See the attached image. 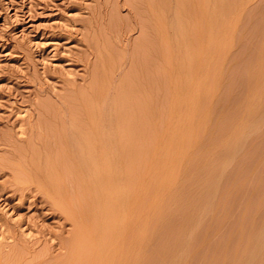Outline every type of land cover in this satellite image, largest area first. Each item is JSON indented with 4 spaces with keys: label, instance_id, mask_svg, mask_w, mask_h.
Masks as SVG:
<instances>
[{
    "label": "rangeland",
    "instance_id": "1",
    "mask_svg": "<svg viewBox=\"0 0 264 264\" xmlns=\"http://www.w3.org/2000/svg\"><path fill=\"white\" fill-rule=\"evenodd\" d=\"M123 1L126 0H107V1L106 0H0V264H75V263L87 264L88 261L87 258H89L87 256V252L84 251V253H81V249L83 247L87 248L84 245L91 240H86L87 243L84 240V245H82L83 243H81L80 245H82V248L78 249L80 246L79 245L80 242H78L79 240H75L77 238H75L74 237L75 235H73L76 230L78 232V229H76V225L74 224L75 221H73L74 219L71 220L72 217L69 215L68 211L67 214L71 218H69L68 215L63 213V211H65L64 208L63 211L57 209V208H61V206L58 203L60 202L59 198L57 197L55 198V196H52L48 192L45 193L46 195H50V196H46L44 193L45 190L41 189L42 187H39L37 181L35 183L34 181L37 179V176L39 174L38 173L39 168H37V166L40 167L41 165V167H44V165L49 162V158L52 155L54 156L56 152H57L56 155L57 154L58 155L57 156L55 155L54 157H57V159L52 158V160L54 162L55 160L56 161L58 160L57 164H59L63 160V162H61L59 166L64 167L67 166V164L69 166V163L72 164L71 162L72 159L71 157L68 156L69 154L67 153L65 155L66 150L64 149H66V147L64 143L61 142V140H63L62 137H64V135L68 132L67 128H71L70 125H72V123H75V121L77 120L76 121L77 125L79 124L82 125V123H79L80 120L81 122L87 120L84 114H83V118L82 116L81 117L79 116L82 115L84 111V108L80 107V105L81 106L83 105L79 103V96L81 95L80 92H82L80 89L81 85L86 84V82L87 84L90 83L92 85L93 83H95L93 86L97 85V87L94 88H99V87L102 88L104 84L107 82L104 80H107L110 76H111L110 79H108L109 84L107 83H106L107 85L105 84V86L108 87L109 85V87L108 88L107 87L105 88V86L103 87L104 91L105 89L107 91L106 93L107 99L105 98L102 103L101 102L99 103L101 105L100 106L101 113H103L102 116H100L101 118L100 123L103 124L106 122L105 125L106 124L108 125L109 121H110L109 124H111L113 123L114 120L115 123L116 122L118 123L117 124L113 123V124L117 126L121 125V127L123 125L122 128L124 127L128 128V131L123 132V134L125 133V135H128L129 139L132 140L131 142L138 141L137 143H135V145L130 143L131 144L130 152L132 151L131 149L133 146L134 147L133 149H135V153L137 154L135 156L133 155L134 157L131 158L132 153H130L131 154L130 160L132 159L133 160L132 162L129 160L127 161L126 159H124L126 161L124 160L123 161L125 163L130 162L129 164L128 163L125 164L122 160H120L122 162L117 161L121 166H122L121 163H124V165L122 166L125 168V170L123 171L124 174L129 173L130 171L131 173V175L129 174L131 176L129 177L130 179L128 177L123 178L127 175L125 176L123 175L122 172L123 168H121L118 165V163L116 164V162L114 163L110 162L113 164L110 165L112 168L115 165V167L118 168L117 171L119 170V172H116L115 171L116 169L113 170L109 166V169L113 170L114 173L117 174V175L113 174L114 178L115 179L117 178L116 180L113 179V181L115 180L116 182H118L117 185L119 186L117 187L115 184L114 188L115 189L118 188L119 189L118 191H122L124 190V188H126V186L127 188L129 186L128 192H130V196H127V198L129 197V200L127 199V202L124 200V202L122 201V203H120L121 205H119V213H120L119 215H121V217L120 216L119 217L121 219L124 217L123 215H125L124 219L120 220V223L121 224L123 223L124 226L127 224L126 221H129V219H131V222L127 224L129 226L131 225V227L128 226V228L130 229H124V228L123 229L126 231L131 230L132 231L131 234L133 235V233L135 232H133L132 228L134 229V231L136 228H138L136 229V232L138 231L140 235L138 233H135L133 236H130V238L141 236L142 231L140 229L142 228L141 225L143 223L144 225H147V227L145 226V229L147 231L149 230L148 232L145 231L148 236L146 235L147 237L145 239L146 246L144 245V247L142 248L143 255L142 256L140 255L141 257H139L138 259L136 258L137 259L136 262L140 264L142 263L143 264H178V263L184 264L185 262L186 264H203V263L204 264H208V263L209 264H214V263L264 264L263 262L264 254H262L264 252V240H263L264 233L260 234L261 232H264L263 231L264 227L263 229L261 228L262 226H264V97H263L264 67L262 66L264 65L263 64L264 50L262 49L264 48V0H238V1L212 0L213 2L211 1L212 3L211 6L213 10L215 8V11L212 12V16H211L212 18L210 19L211 20L210 22H212L211 23L212 26H209V28H207L208 24L206 22L205 17L204 20L202 18L204 15L203 16L201 14L194 15L191 14L190 12H186V13L184 12L183 15L173 11L172 13L174 15L173 16L170 11L171 9L174 10V6L172 3L173 1L159 0L160 3L162 2L165 4L163 5L161 3V5H163L162 7H164L162 9H165V6L167 5L165 10L167 11L168 9L167 7H169L168 11H170L167 12L168 14L166 13L165 10H164L165 12L163 11L164 15L166 14L165 16H163V21L165 20L164 24L165 23L166 24L165 26L163 24L164 30L161 29V31H164V36H163L164 39L162 38L163 40L157 38L158 34L156 36L157 32H155L157 31V29L156 30L153 29L155 30L153 32L151 28L152 24L150 25L151 23L150 21L152 19H150L151 17L149 18L150 15L147 13L146 9H145L146 11L145 13L143 6H142L143 8H141L140 6L138 8L141 9L142 12L141 11L140 12L137 11V12L141 13L144 17L141 14L137 13L136 18L139 16L137 19L140 20L136 21L135 19L137 23L139 22L138 24L141 26L140 27L128 15L127 5H124ZM133 1L135 2L136 0H130L131 3ZM140 1L142 2V0ZM236 1L238 2V4H235ZM230 2L233 3L234 6L233 5L231 6ZM221 9L223 10L222 12L220 11ZM218 10L220 12H218ZM187 13L189 14L187 15ZM177 14H179L180 16ZM110 15L111 17L112 16L114 17L111 18ZM186 15H187V20L186 17H184ZM190 15L192 16L194 15L195 18L192 16H191L192 18H190ZM196 15H201V16L198 17ZM178 16L179 18L182 16L181 21H185V23L183 22L184 24L179 23L180 19L178 18ZM175 17L178 18L179 20L177 19L176 21ZM113 18H115L114 20H116V22L118 23L114 24L115 21L112 20ZM189 18L190 20H188ZM193 18L196 21L195 23ZM172 19L174 20V22ZM110 20L113 21L111 25L108 24L112 22ZM105 22H107V24ZM167 22H171V24ZM198 22L199 25L201 23L202 24L199 26L198 24H196ZM142 23H144V25ZM193 23L195 25H193ZM146 24H148L149 26L148 25L146 26ZM112 25L114 26V28ZM130 26H132L133 29L130 28ZM142 26H144L145 28ZM182 26L183 27L185 26V29ZM195 26H197L198 28ZM129 28L131 31L129 30ZM206 28L209 30L211 29L212 31L210 30L209 34H207L206 31L208 32V30ZM91 29L93 30V32H91L92 31ZM108 31H110L111 34L113 32L114 33L113 36L115 35L117 36V38L118 36H120L121 38L120 37L119 38L123 43V47L126 48L122 47V49H119L120 46L118 47L117 44L113 45L115 41L113 40L111 34L108 33ZM149 31H151L152 33ZM100 33L102 36L98 35ZM116 33H118L119 35ZM197 33H199L200 35H198ZM83 35H87V36H83ZM93 35L95 37V40L97 39L96 42L98 43L95 42L96 44L99 45L100 40L102 41L101 42L102 47L97 46L98 49H96L95 52H98V50H100L101 48L102 50L103 49L107 50L109 53L108 55H110L111 53L112 54L110 55L111 58L113 56L112 61L110 56L106 54L107 52H105V50L104 51L100 50V53H102L101 56L103 58L100 56L102 60L99 59L96 60V62L95 60H93L94 55L88 54V50L84 45L87 43L88 40L86 41L85 38L86 39L90 38L91 41H95L94 39L92 40ZM88 36L90 37L87 38ZM105 36H107V38ZM143 36H144V40H142ZM123 40L125 41L123 42ZM146 40L150 42L148 43ZM155 40L156 42H153ZM161 41L164 43V45ZM138 42L141 44H139ZM142 42L143 44H145V46L142 44ZM155 43L156 45H154ZM140 45L142 46V48ZM198 45L202 48L198 49L199 48ZM107 46L108 47L110 46V48H107ZM154 46L156 47L155 49ZM136 47L138 48L140 47L141 49L140 48L138 49ZM158 47L161 48V50ZM162 48L163 50L164 49L165 50L163 51ZM153 49L156 51L154 52ZM138 50L141 51L138 52ZM149 50L151 51V53ZM114 51L117 52L118 55ZM147 51L149 54L147 53ZM105 55L106 57H109L107 58L108 61L106 60V58H104ZM114 55L118 56V58L117 57L114 58L115 57ZM83 56L89 58V64L86 65L87 66L86 68L81 60ZM152 58L155 59L153 60ZM103 59L106 60L105 64ZM113 59L115 60L117 59L116 60L117 62H115L117 63L116 65L114 63L115 60ZM118 59L120 61H118ZM140 59L143 60L140 61ZM159 59L164 61L162 66L160 67L158 66V64L160 65L162 61ZM134 60L137 61L134 62ZM92 61H94L96 64L98 61V65L101 64L99 66L100 69H102L103 71L104 68L103 72H105L106 70L108 72V75H106L107 72L105 73V75L101 74L104 76V77L102 76L103 77L102 79L106 77L103 81H101L102 83L104 82L102 86H99L101 85V83L100 84L98 83L99 85L96 83L97 82L96 77L98 76L96 75V73L99 67L97 68L94 62L92 64ZM111 62H113L114 64H112ZM142 63L144 64V66L142 65ZM109 64L110 67H108ZM130 64L133 68L130 66ZM104 65L107 66L109 70L111 69V67H113V65L114 68H112L113 69L112 71L111 70L109 71L107 67H106L107 69H105ZM141 65L143 67H141ZM154 67L155 68L157 67L156 70ZM94 68H97L96 72L94 71ZM145 70H148L146 71L147 73L145 72ZM152 71L154 72V75ZM157 71L159 74L157 73ZM89 72H91L94 75V77L93 76L92 77L96 79V80L94 79L95 82L93 83H92V81H94L93 78L91 81H89L91 79L90 78L91 73L89 74ZM110 72L114 73L113 77L112 74L111 75L109 74ZM151 73L152 76L149 75ZM127 74L128 75L131 74V78L134 81V86L132 85L133 84L132 79H131L132 83L130 82L129 79H127L128 77L130 78V76H128ZM121 75L123 76L121 77ZM124 77L126 78L124 79ZM134 77H137L138 79H134ZM148 77H151L152 79ZM160 77L164 78L163 79L164 81L161 80ZM119 78L125 80V82L121 80L120 83L124 85L125 88L121 86L117 81V79L120 81ZM141 79L142 80L146 79L144 80L146 81V83L143 85V87H142ZM126 80L129 81L127 82ZM135 80L139 82L141 86L138 84L135 85L137 83V82L135 83ZM207 80L209 81L207 82ZM251 80L252 82L253 81L254 82L252 83ZM110 81H111V86H110ZM147 81L149 82L147 83ZM152 82L154 83V85ZM113 83H115L120 89L123 87L122 89H125V91L122 89L121 90L124 91L126 95H131L132 98L133 97L137 98V94H139L138 92L141 93L142 91L143 94L141 93L138 95L139 96L137 98L138 102H141L140 100L142 99V97H140L141 95L142 96L144 95L145 101L147 100V98H150L146 102V103H151L148 104L147 106V108L149 107V109H147L148 114H146V110H141V109L139 111L136 109L138 112L133 111L135 113L128 112L125 108L126 106H124L125 102L123 103L124 98H122V96L124 97L125 93L124 92L122 93L121 90L118 87H116V85ZM70 84H72L73 86H71ZM113 85L114 87H112ZM136 87L138 88L137 89L138 91L135 90ZM116 88L119 89L120 91H117ZM141 88L144 89L141 90ZM145 88L147 89L146 92H145L146 90ZM74 89L76 90L74 91ZM99 89L97 90L102 94L103 90L102 89L99 90ZM113 89H116V91ZM133 90L137 92V94L133 95L134 92ZM249 90L253 92L251 93ZM162 91L163 94L161 93ZM110 92L112 93L111 96H113L114 98L113 100L111 98V100L114 102L115 101L117 102L118 100L117 103L113 102L112 104V102L110 101L109 99ZM119 92L124 95L121 94V97L120 95L118 96ZM115 93L119 98L115 96ZM147 94L148 96L146 98L145 95ZM149 94H152V96ZM255 95H257L256 98H254ZM65 96L71 98V100L66 99ZM107 96H109V98ZM159 96L160 99L162 98V101L159 99ZM248 97H250L251 99ZM120 98H122V100ZM108 99L112 105L109 104ZM137 99H135V101H137ZM66 100H68L69 102ZM119 100L122 102V104L121 102H119ZM158 100H160L161 102H159ZM253 100L256 102L255 103L251 102ZM62 101H64V104ZM70 103H71V107L70 106L68 107L66 104L70 105ZM106 103L108 104L106 105ZM253 103L255 107H252ZM55 104H57L58 106ZM99 104L96 105H98L99 107ZM159 104H161L160 106L161 109L159 107ZM108 105H110V107ZM115 105L116 106L118 105L117 107L120 106L119 108H121V105H123L125 110L124 108H123L124 111H122V108L121 110L117 108L119 110L117 111L115 109L116 107ZM149 105H152V107L150 108ZM63 106H65V108ZM105 106L109 108L107 107L105 108ZM111 106H113L114 108H112ZM156 106H158V108H156ZM57 107L60 108V110L62 111L60 113L62 115L59 114L60 110ZM66 107L68 108V110L66 109ZM76 107H79L81 111ZM56 108L58 111L56 110ZM69 108L71 110L73 109V111L77 109L76 110L77 113H75L76 111L72 113L73 111L71 112ZM110 108L112 110L111 115L113 114V112L117 111L119 112V118L122 117L120 119H123L124 116L122 124H119V118L116 112L113 114L114 117L117 116L115 117V119H113V116L107 114V112H102V110L105 111L106 109H109L108 113H110ZM51 109L54 112H52ZM64 109H66L68 112ZM113 109L115 110L113 111ZM247 109H249V111ZM158 110L160 111V113ZM42 111H44V113ZM120 111L123 112V116L121 115ZM141 111L143 116L141 118V114H140L141 119L145 117V114L147 115L145 117L147 120L146 119L141 120L139 118L141 121L144 120L146 121V122L144 121V124L146 123L145 125H143V123H141L140 120L137 119L138 115L137 116L134 115L136 113L138 114L141 113ZM155 111L157 113H155ZM45 113H47V115H45ZM50 114H52L53 117ZM66 114L67 116H70L67 118L68 120L67 119L65 120ZM71 114H75L74 115L75 118L72 117ZM106 114L107 117L110 116V119H107V117H105L107 121L103 116V115L106 116ZM39 116L41 117V120H39L40 119ZM154 116L156 118L155 121L153 120ZM59 117L61 118V120ZM147 117H149L150 119H148ZM70 118L73 119L72 122ZM116 119H118V121H115ZM136 119H137V124L135 123L136 125H134L135 127L133 126L134 128L132 129L131 126L134 124L133 122H135ZM249 119L250 121H248ZM138 121L142 124L141 128H138V124H140L138 123ZM158 121L161 124H159ZM120 122L122 121L120 120ZM154 122L156 123V125ZM204 122L207 124H205ZM84 123H87V121L83 122V125ZM244 123L247 125H244ZM34 124H36V126L39 124L38 125L39 128L37 127L35 128ZM57 124L59 125V127H61L62 125L63 126L59 128ZM152 124L154 125L150 126ZM249 125H251V128ZM54 126L56 127V129ZM40 127L43 129H41ZM231 127L233 128L231 129ZM57 128L59 129V131ZM35 129H37L36 130L37 133H35L37 135H34L33 133ZM146 129L150 132V134ZM61 130L63 133L61 132ZM141 130H143L142 134L143 132L145 133L147 131L146 134L148 136L146 134H144L145 136L141 135L139 133ZM153 130L156 131L155 134H153L154 133ZM56 131L59 134L56 133ZM158 131L160 132V134L158 133ZM223 131H226V133ZM237 133H239L240 135ZM33 135L35 139H38L40 141L34 139L35 141L34 142L32 139ZM56 135L58 136L61 135V136L57 137ZM134 135L137 138H135ZM49 136L50 137L52 136V138L50 139ZM217 137L220 138L217 140L216 139ZM236 137L238 138L237 141H235L237 139ZM39 138H42V140ZM58 138L60 139V142L62 144L60 142L58 143L59 141ZM150 138H152V143ZM157 138L159 139L157 140ZM45 139L47 141H45ZM154 139L156 142L154 141ZM143 140H145L146 142ZM37 141L38 142L43 141L42 142L43 144L41 143L39 144ZM55 141H57L58 144ZM30 142L31 144L33 143L32 145L34 150L31 149L32 146ZM157 142H159V144ZM137 144L140 148L142 147V149H139ZM53 145L56 148V149L54 148V150H53L54 147ZM24 146L26 148H24ZM35 146L37 147L39 154L37 153ZM57 146L60 148L59 149L60 152ZM144 146L146 147L145 151L143 150ZM18 147H23V148H18ZM61 148H63L62 149L63 151L61 150ZM21 149L24 153L20 151ZM29 150L31 153L32 151L33 152L35 151L36 152V153L34 152L35 155L37 154L36 157H39L40 159H37L34 153H32L33 154L32 155L29 152ZM222 150L225 151L223 154H222L223 152ZM61 151L64 153L63 155L61 154ZM15 152L16 154L18 153L17 155L19 156H16ZM141 152H144V155ZM42 154L44 159H42ZM60 154L61 156H64L65 160H67V164L62 157L61 158L59 157ZM156 154L157 156H155ZM27 155L28 156L30 155L29 157H31L30 159L31 161H33L34 166L31 165L33 163H31ZM65 156L67 157L65 158ZM217 156L220 158H218ZM135 157L137 159H135ZM34 159H36V162L38 164L35 162ZM142 159L144 160V163H142L143 161ZM205 160L207 161V163ZM27 162L29 163L27 164ZM134 162H137L138 164L137 163L134 164ZM139 162H141L140 163L141 165L139 164ZM22 163H24L26 166ZM218 163L219 166H217ZM29 164L31 166H29ZM102 164L104 166L107 165V163L106 164L102 163ZM15 165L16 167H18L19 165V167L16 169ZM136 165L137 167H135ZM208 165L211 166L212 168L211 167L209 168ZM214 165L216 167L213 168ZM21 166L23 168H21ZM105 167L107 168L108 166ZM133 167L136 168L137 172ZM106 168H102V171L103 170L105 171ZM27 170L29 173L28 174L29 177H27L28 175L27 176L24 175L27 174ZM31 170H32V174L34 173L33 174L34 177L31 175L30 172ZM127 170L128 172H125ZM64 171L62 172V175L63 174L66 175H64L65 177L63 179H65L69 174L67 172L69 171V169H66ZM211 171L213 172V174ZM121 172L122 175H120ZM141 172L144 174H142ZM70 174L68 175V177L72 175ZM119 175L120 177H118ZM14 177L16 181L13 180ZM19 177H21V180L19 179ZM68 177L67 179H65V181L63 180V183L65 182L64 186L68 187L66 190H69L70 188V185H66L68 181L69 184L71 183V185L79 189V185L76 181L77 178L71 176L70 178L71 180H70ZM143 177L146 181L143 179ZM22 178L24 180H22ZM27 179H30L29 181L31 182L26 181ZM206 179L207 181L204 182ZM66 180L68 181L66 182ZM124 180L126 181L125 187H123L125 183ZM134 180L137 183H135ZM22 181H25V184ZM73 181H75L76 185H74ZM121 181L124 183L122 184ZM205 183L206 185H204ZM34 185L37 186L34 187ZM127 188L124 190L125 193H128L126 191ZM35 189L38 191H36ZM130 189H132V191ZM70 190L72 191H68L69 193L67 191L66 193L64 192V194H66L67 197L69 196V194L71 196L74 193V190L78 192V190L75 188L74 189L70 188ZM124 192L122 193L124 194ZM76 194L75 196L72 195V198L69 196V198L72 199L71 202L73 201L75 202L76 198H78L77 200L82 201V199H79L82 198L78 195L79 193ZM203 194L205 198H203ZM188 195L189 197H187ZM51 196H52V200H51ZM66 196L64 195L63 197L66 198ZM131 197H132L131 199L132 201H130ZM137 197L138 199H136ZM208 197H210V199ZM42 198L44 199L42 200ZM64 198H63V202L64 204H67L70 200L68 198H66L67 200ZM73 198H75V200ZM141 198H142V203H140ZM54 200L57 201L55 202ZM51 202H53V204ZM63 202L61 200L60 204H62ZM74 202L72 203L73 205L75 204L78 205L77 204L78 202L77 203ZM50 203L51 205H48ZM55 204H58L60 207ZM69 204L71 205L70 202ZM124 204H126L127 208L126 206L124 207ZM198 207H199V211H198ZM122 208L125 211H123ZM127 210L130 212H126ZM124 212H126L127 215ZM139 212L141 213L144 212V213L139 215ZM178 213L180 215H178ZM192 213L194 215H192ZM141 215L144 216L141 218ZM176 215L177 217L174 218V216ZM195 215L196 217H194ZM117 220L119 221L118 217ZM141 221H143V223ZM259 223H262V225ZM246 224L250 228H248ZM72 225L74 226V228L72 227ZM139 226H141V228H139ZM256 227L257 229H255ZM174 228L176 229L175 230L176 232H174ZM124 230L122 232H124ZM247 230L248 231L250 230L249 233ZM128 231L124 233L127 234ZM238 231L239 233H237ZM122 234H121L122 236L121 239H119L121 240V243L119 242L118 246H120V250L124 251L126 250L125 248L126 243L124 242H127L125 236H127L129 239L130 232L127 235L125 234L122 235ZM254 234L255 235L257 234L258 236L256 237V239H257V244L259 245L255 243L256 241H254L256 240L254 239L255 238ZM259 234L263 235L262 236L263 238ZM250 235L253 237H251ZM71 236L74 238L73 240H75L76 243L78 242L77 244L72 243L74 242L73 240L69 242L70 238L72 239ZM249 236L251 237V239ZM247 238L250 239V243L251 240L254 239L252 240L254 241V244L251 243L252 244L251 245L249 242H247L248 240ZM258 238H260V240L262 238L261 241L259 240L262 246L260 245V242H258ZM245 241L247 242V245ZM70 243L76 245L75 250H72L74 245H72L71 247ZM91 244L94 245V242L91 241ZM101 244L103 245L104 243ZM122 244L124 245L123 249H122L123 246ZM77 246L78 248L76 249ZM87 246L90 247L88 244ZM244 246L246 247L245 249L247 248L248 249L245 250ZM68 248L71 250H69ZM258 248L263 251L261 252V250H259ZM253 249L258 252L256 253ZM244 250L246 251L245 254L243 253ZM66 251H69L70 253L71 251L72 252L75 251L76 253L73 252V254L71 253L69 255L67 254L69 252ZM229 253H231L233 256ZM240 254L243 255L242 259L241 257L238 258L239 256H241ZM246 254L247 257H245ZM250 254L252 255V257ZM253 255L255 256L256 260L253 258ZM235 257L238 259H236ZM96 258L93 261L95 264L96 263L103 264L102 261L104 259H105L104 261L109 260L108 256H104V255L102 256L100 255V257L97 258L98 261L100 260L99 262H97ZM101 258H103V260ZM234 258L237 262L234 260ZM248 258L250 259L248 260ZM113 259L115 263L118 260L117 258H112V260ZM130 259L133 260L135 258L132 257ZM229 261L231 262L228 263ZM136 262L135 264H138ZM116 264H120V262Z\"/></svg>",
    "mask_w": 264,
    "mask_h": 264
},
{
    "label": "bare ground",
    "instance_id": "2",
    "mask_svg": "<svg viewBox=\"0 0 264 264\" xmlns=\"http://www.w3.org/2000/svg\"><path fill=\"white\" fill-rule=\"evenodd\" d=\"M107 1V0H106ZM129 1V2H128ZM126 0V1H123V4L124 5H127V12H128V15L132 18V20H134L135 21V19H136V21L138 20L137 18L139 17H137L136 18V14L138 13L137 11H141V9H138L139 8V6L141 7V8H143L144 7V11H145V9H146V11H147V13L150 15L149 16V18L150 19H152L150 22V25L152 24L153 25V27H152V25H151V28H152V30L153 29H157V31H155V30H153V32L155 31V32H157L156 33V36H157V34H158V37L157 38H159V39H161V40H163L164 38H163V36H164V31H161V29H163V24H164V21H163V16H165L164 15V13H163V11L166 9V6H165V9H162V8H164V7H162L163 5H165L164 3H162L163 5H161V3L159 2V0H142V2L140 1H138V0H136L135 2L133 1L132 3L130 2V0ZM162 1V0H161ZM173 1V2H172ZM171 2L173 3V6H174V10L173 9H171L170 11H171V14L173 13V11L174 12H177V13H179V14H183L184 15V12L186 13V12H190L191 14H201L203 17V20H204V17H205V19H206V22H207V24H208V27L207 28H209V26H212V22H210L211 20V16H212V12L213 11H215V8H214V10H213V8H212V6H211V1L212 0H172ZM183 1V2H182ZM217 1V0H216ZM221 1V0H220ZM227 1H232V0H227ZM238 1V0H237ZM236 1V2H237ZM213 2V1H212ZM235 2V4H238V2L236 3ZM102 3V2H101ZM103 3H104V1H103ZM102 3V4H103ZM166 3V2H165ZM167 3H168V1H167ZM171 3V4H172ZM215 3H217V2H215ZM231 3V2H230ZM106 4H107V2H106ZM225 4V3H224ZM214 5V4H213ZM218 5V4H217ZM220 5V4H219ZM233 5V3H231V6ZM105 6V5H104ZM143 6V7H142ZM228 6V5H227ZM234 6V5H233ZM107 7V6H106ZM214 7V6H213ZM221 7H222V5H221ZM226 7V6H225ZM230 7V6H229ZM168 9H169V7H167ZM227 8V7H226ZM168 9H167V11H166V13L167 12H170V11H168ZM146 11H145V13H146ZM164 11V12H165ZM221 12L223 11L222 9L220 10ZM219 10H218V12H220ZM142 12V11H141ZM217 12V13H218ZM138 14H141V13H138ZM168 14V13H167ZM175 14V13H174ZM179 14H177V15H179ZM189 13H187V15H188ZM214 14V13H213ZM142 15V14H141ZM140 15V16H141ZM173 15V14H172ZM187 15L186 16H184V17H186V20H187ZM194 15L192 16V15H190V18H192V17H194ZM201 15H196V16H201ZM216 15V14H215ZM143 16V15H142ZM174 16V15H173ZM180 16V15H179ZM179 16H178V18H179ZM192 16V17H191ZM110 17H111V15H110ZM112 17H114V16H112ZM111 17V18H112ZM144 17V16H143ZM146 17V16H145ZM148 17V16H147ZM169 17V16H168ZM172 17V16H171ZM177 17V16H176ZM175 17V18H176ZM182 17V16H181ZM181 17L179 18L180 19V22L179 23H182V24H184L185 23V21H181L182 19H181ZM108 18V17H107ZM167 18V17H166ZM178 18H176V21H177V19ZM190 18L188 19V20H190ZM195 18V17H194ZM194 18H193V20H194ZM100 19V18H99ZM99 19H97V20H99ZM115 18H113L112 20H114ZM147 19V18H146ZM178 19V20H179ZM103 20V19H102ZM106 20V19H105ZM112 20H110V21H112ZM130 20V19H129ZM140 20V19H139ZM138 20V21H139ZM145 20V19H144ZM143 20V21H144ZM173 20V19H172ZM115 22H114V24H116V23H118V22H116V20H114ZM135 21V22H136ZM146 21V20H145ZM168 21H171V20H168ZM95 22V21H94ZM134 22V23H135ZM141 22H142V20H141ZM173 22H174V20H173ZM184 22V23H183ZM196 21L194 20V23H195ZM205 22V23H206ZM97 23V22H96ZM95 23V24H96ZM100 23H101V20H100ZM102 23H104V22H102ZM106 24H107V22H105ZM113 23V21L111 22V23H108V24H112ZM127 23H128V21H127ZM126 23V24H127ZM130 23V22H129ZM139 23V22H138ZM137 22H136V24H138ZM147 23V22H146ZM167 23H169V24H171V22H167ZM187 23V22H186ZM193 23V25H195ZM201 23V22H200ZM143 25H144V23H142ZM166 24V23H165ZM165 24H164V26H165ZM178 24V23H177ZM196 24H198L199 25V22L198 23H196ZM202 24V23H201ZM200 24V25H201ZM211 24V25H210ZM93 25V24H92ZM109 25V26H110ZM118 25V24H117ZM125 25V24H124ZM148 24H146V26H147ZM197 25V26H198ZM199 25V26H200ZM205 25V24H204ZM113 26V25H112ZM120 26V25H119ZM138 26H140L139 24H138ZM149 26V25H148ZM168 26V25H167ZM178 26V25H177ZM181 26V25H180ZM185 26H187V25H185ZM185 26L183 27L184 29H185ZM188 26H189V24H188ZM197 26H195V27H197ZM203 26V25H202ZM207 26V25H206ZM205 26V27H206ZM115 27H117V26H115ZM136 27V26H135ZM134 27V28H135ZM141 27V26H140ZM142 27H144V26H142ZM171 27V26H170ZM173 27V26H172ZM205 27H203V28H205ZM97 28H99V27H97ZM112 28V27H111ZM113 28H114V26H113ZM121 28V27H120ZM130 28H132V26H130ZM130 28H129V30H130ZM145 28V27H144ZM151 28H150V30H151ZM174 28V27H173ZM172 28V29H173ZM198 28V27H197ZM196 28V29H197ZM206 28V29H207ZM116 29H119V28H116ZM133 29V28H132ZM167 29V28H166ZM188 29V28H187ZM211 29H212V27H211ZM210 29V30H211ZM92 30V29H91ZM98 30V29H97ZM96 30V31H97ZM110 30V29H109ZM126 30V29H125ZM127 30H128V28H127ZM145 30V29H144ZM164 30V29H163ZM208 30V32L206 31V33L207 34H209V29H207ZM111 31H113V30H111ZM131 31V30H130ZM130 31H128V32H130ZM212 31V30H211ZM91 32H93V30L91 31ZM126 32V31H125ZM149 32H151V31H149ZM194 32V31H193ZM88 33V32H87ZM90 33V32H89ZM97 33V32H96ZM96 33H94V34H96ZM102 33V32H101ZM101 33L100 34H98V35H101ZM108 33H110V31H108ZM152 33V32H151ZM162 33H163V35H162ZM93 34V33H92ZM111 34V33H110ZM113 32H112V34H111V36H112V38H113V40L115 41V43H113V45L114 44H117L118 45V47H119V49H122V47H123V43H122V41H121V37L120 36H118V38H117V36H113ZM116 34H118V33H116ZM122 34V33H121ZM198 35H200L199 33H197ZM206 34V35H207ZM91 35V34H90ZM97 35V36H98ZM106 35V34H105ZM119 35V34H118ZM142 35H143V33H142ZM144 35H146V34H144ZM153 35V34H152ZM155 35V34H154ZM196 35V34H195ZM83 36H87V35H83ZM102 36V35H101ZM123 36V35H122ZM209 36V35H208ZM90 36H88L87 38H89ZM104 37V36H103ZM106 38H107V36H105ZM190 37V36H189ZM83 38H85V37H83ZM91 38H92V36H91ZM97 38H99V37H97ZM146 38H148V37H146ZM163 38V39H162ZM191 38V37H190ZM205 38V37H204ZM90 39V38H89ZM89 39H86L85 38V40L87 41V43L86 44H84L85 46H86V49L88 50V54H92V55H94V59L93 60H95V62H96V60H99V59H101L100 58V56H101V54L102 53H100V50H102V48L100 49V50H98V52H95V50L96 49H98V47H102L101 46V40H100V46L98 45V44H96V43H98V42H96L97 41V39L95 40V37H94V35H93V38H92V40L94 39L95 41H91V39L89 40ZM103 39V38H102ZM123 39V38H122ZM127 39V38H126ZM142 39V38H141ZM155 39V38H154ZM192 39H193V37H192ZM209 39V38H208ZM84 40V39H83ZM111 40V39H110ZM142 40H144V36H143V39ZM152 40V39H151ZM205 40V39H204ZM203 40V41H204ZM112 41V40H111ZM113 41V42H114ZM125 40H123V42H124ZM127 41V40H126ZM147 41V40H146ZM193 41V40H192ZM195 41H196V39H195ZM207 41V40H206ZM209 41V40H208ZM211 41V40H210ZM96 42V43H95ZM145 42V41H144ZM148 43L150 42V41H147ZM146 42V43H147ZM153 42H156V40L155 41H153ZM162 42V41H161ZM103 43H104V41H103ZM106 43V42H105ZM127 43V42H126ZM139 43V42H138ZM159 43V42H158ZM163 43V42H162ZM196 43V42H195ZM201 43V42H200ZM125 44V43H124ZM139 44H141V43H139ZM142 44H143V42H142ZM202 44V43H201ZM201 44H199V45H201ZM208 44V43H207ZM103 45H105V44H103ZM111 45V44H110ZM127 45V44H126ZM144 46H145V44H143ZM151 45H153V44H151ZM154 45H156V43L154 44ZM163 45H164V43H163ZM163 45H161V46H163ZM198 45V46H199ZM205 45V44H204ZM209 45V44H208ZM98 46V47H97ZM116 46V45H115ZM115 46H114V48H115ZM141 46V45H140ZM149 46V45H148ZM105 47V46H104ZM107 48H110V46L108 47L107 46ZM106 48V49H107ZM112 48H113V46H112ZM123 48H126V47H123ZM136 48H138V47H136ZM140 48V47H139ZM138 48V49H139ZM141 48H142V46H141ZM140 48V49H141ZM144 48V47H143ZM146 48V47H145ZM151 48H153V47H151ZM156 47L154 46V49H155ZM159 48V47H158ZM200 48H202V47H200L199 46V48L198 49H200ZM91 49H93V50H91ZM128 49V48H127ZM153 49V50H154ZM160 50H161V48H159ZM206 49H208V48H206ZM263 50H264V48H262ZM105 49H103L102 51H104ZM115 50V49H114ZM117 50V49H116ZM147 50V49H146ZM145 50V51H146ZM162 50H163V48H162ZM165 50V49H164ZM163 50V51H164ZM136 51V50H135ZM141 51V50H140ZM139 50H138V52H140ZM150 51V50H149ZM156 50H154V52H155ZM158 51V50H157ZM209 51H210V49H209ZM261 51V50H260ZM105 52H107L106 54L108 55L109 53H108V51L107 50H105ZM110 52H111V50H110ZM115 52V51H114ZM121 52V51H120ZM143 52V51H142ZM161 52V51H160ZM201 52V51H200ZM104 53V52H103ZM112 53H113V51H112ZM115 53H117V52H115ZM123 53V52H122ZM135 53V52H134ZM137 53V52H136ZM146 53V52H145ZM147 53H148V51H147ZM150 53H151V51H150ZM152 53H153V51H152ZM190 53V52H189ZM105 54V53H104ZM141 54H143V53H141ZM149 54V53H148ZM156 54V53H155ZM158 54V53H157ZM110 55H112L111 53H110ZM110 55H108V56H110ZM117 55H118V53H117ZM124 55V54H123ZM123 55H122V57H123ZM135 55V54H134ZM137 55V54H136ZM162 55V54H161ZM161 55H160V57H161ZM165 55V54H164ZM203 55V54H202ZM115 56V55H114ZM121 56V55H120ZM138 56H139V54H138ZM145 56V55H144ZM163 56V55H162ZM208 56V55H207ZM210 56V55H209ZM102 57V56H101ZM118 58V56H115L114 58ZM141 57V56H140ZM139 57V58H140ZM156 57H158V56H156ZM103 58V57H102ZM104 58H106V60H107V58H109V57H106V55H105V57ZM110 58H111V56H110ZM112 58H113V56H112ZM112 58H111V61H112ZM135 58V57H134ZM133 58V59H134ZM137 58V57H136ZM165 58V57H164ZM210 58V57H209ZM145 59H146V57H145ZM149 59V58H148ZM153 59V58H152ZM151 59V60H152ZM155 59V58H154ZM153 59V60H154ZM211 59V58H210ZM258 59V58H257ZM261 59H262V57H261ZM264 59V58H263ZM78 60H80V59H78ZM81 60H82V62H83V65L85 66V68L87 67L86 65L87 64H89V58L88 57H86V56H83L82 58H81ZM102 60V59H101ZM104 60V59H103ZM106 60H104V64H105V62H106ZM113 60H115V59H113ZM117 60V59H116ZM114 61V63L115 62H117V61ZM141 60H143V59H140V61ZM159 60H161V59H159ZM108 61V60H107ZM118 61H120L119 59H118ZM133 61V60H132ZM135 61H137V60H134V62ZM138 61H139V59H138ZM148 61V60H147ZM162 61V60H161ZM93 62L94 61H92V64H93ZM94 62V63H95ZM110 62V61H109ZM146 62V61H145ZM152 62V61H151ZM154 62V61H153ZM159 62V61H158ZM163 62L164 61H162V63L159 65L158 63V66L160 67V66H162V64H163ZM99 63H100V61H99ZM103 63V62H102ZM108 63V62H107ZM112 64H114L113 62H111ZM118 63H120V62H118ZM139 63V62H138ZM137 63V64H138ZM147 63V62H146ZM82 64V63H81ZM91 64V63H90ZM96 64V63H95ZM94 64V65H95ZM117 63H115V65H116ZM124 64V63H123ZM133 64V63H132ZM140 64V63H139ZM264 64V63H263ZM93 65V66H94ZM101 65V64H100ZM100 65H98V61H97V64L95 65V66H97V68L100 66ZM108 65V64H107ZM122 65V64H121ZM120 65V66H121ZM136 65V64H135ZM142 65L144 66V64L142 63ZM141 65V67H143ZM147 65V64H146ZM145 65V66H146ZM153 65V64H152ZM105 66V65H104ZM117 66H119V65H117ZM130 66H131V64H130ZM156 66V65H155ZM211 66V65H210ZM261 66V65H260ZM263 67H264V65H262ZM89 67V66H88ZM102 67H103V65H102ZM107 66H105V69H107L108 67H110V64H109V66L106 68ZM132 67V66H131ZM135 67V66H134ZM92 68V67H91ZM97 68H94V71L96 72V69ZM112 68H114V65H113V67H111V71L113 70ZM118 68V67H117ZM133 68V67H132ZM137 68V67H136ZM138 68H139V66H138ZM155 68V67H154ZM157 68V67H156ZM156 68H155V70H156ZM254 68V67H253ZM252 68V69H253ZM256 69V68H255ZM262 69V68H261ZM100 70V71H99ZM108 70H109V68H108ZM109 70V71H110ZM129 70V69H128ZM134 70V69H133ZM143 70V69H142ZM254 70V69H253ZM91 71V70H90ZM93 71V70H92ZM103 71H104V68H103ZM102 71V69H100V67L98 68V71H97V73H96V75H98L96 78H97V84L99 83H101V85H99V86H102L103 84H104V82L102 83L101 81H103L104 79H102L104 76L103 75H101V74H104L105 75V73L107 72V70L105 71V72H103ZM115 71V70H114ZM146 71H148V70H145V72ZM160 71V70H159ZM162 71H163V69H162ZM252 71V70H251ZM94 72V73H95ZM137 72V71H136ZM135 72V73H136ZM140 72V71H139ZM143 72V71H142ZM153 72V71H152ZM161 72V71H160ZM264 72V71H263ZM91 72H89V74H90ZM128 73V72H127ZM147 73V72H146ZM145 73V74H146ZM149 73V72H148ZM155 73H156V71H155ZM157 73H158V71H157ZM88 74V75H89ZM110 75L112 74V77H113V74L114 73H112V72H110L109 73ZM132 74V73H131ZM131 74L130 75H128V76H130V78L128 77L127 79H129L130 80V82H131ZM159 74V73H158ZM163 74V73H162ZM161 74V75H162ZM106 75H108V72H107V74ZM126 75V76H127ZM143 75H144V73H143ZM149 75H151L152 76V73L151 74H149ZM153 75H154V72H153ZM157 75V74H156ZM263 75V74H262ZM91 77V79L89 80V81H91L92 80V78L94 77V75L91 73V75H90ZM93 76V77H92ZM103 76V77H102ZM123 75H121V77H122ZM108 77V76H107ZM111 77V76H110ZM110 77L108 78V79H110ZM132 77H133V75H132ZM159 77V76H158ZM162 77V76H161ZM160 77V78H161ZM164 77V76H163ZM126 77H124V79H125ZM148 78H151V77H148ZM159 78V79H160ZM250 78V77H249ZM264 78V77H263ZM95 78H93V80H94ZM108 79L107 80H104V81H107L106 83L107 84H109V82H108ZM113 79V78H112ZM115 79H116V76H115ZM120 79V78H119ZM134 79H138L137 77H134ZM152 79V78H151ZM158 79V80H159ZM164 78H161V80H163ZM96 80V79H95ZM95 80L94 81H92V83L93 82H95ZM121 80H123V79H120V81L117 79V81L119 82V84L121 83ZM128 80V81H129ZM144 80H146V79H144ZM144 80H142L141 79V81H142V87H143V85L146 83V81H144ZM209 80H210V78H209ZM209 80H207V82L209 81ZM254 80H255V77H254ZM264 80V79H263ZM86 81V80H85ZM127 81V80H126ZM127 81V82H128ZM132 81H133V79H132ZM139 81H140V78H139ZM153 81V80H152ZM164 81V80H163ZM123 82H125V80H123ZM122 82V83H123ZM126 82V83H127ZM137 81L135 80V83H136ZM149 81H147V83H148ZM211 82V81H210ZM251 82H252V80H251ZM254 82V81H253ZM252 82V83H253ZM258 82V81H257ZM105 83V84H106ZM132 83V82H131ZM150 83H151V81H150ZM149 83V84H150ZM153 83V82H152ZM160 83V82H159ZM164 83V82H163ZM95 83H93V85H94ZM105 84H104V86H105ZM106 84V85H107ZM113 84H115V83H113ZM118 84V83H117ZM118 84V85H119ZM140 85L141 86V84H139V82H137L135 85ZM148 84V85H149ZM156 84H158V83H156ZM264 84V83H263ZM71 86H73L72 84H70ZM92 84H87V82H86V84H82L81 85V91L82 92H80L81 93V95L79 96V103L80 104H82L83 106H81L80 104H77V105H80V107L82 108H84V111H83V113H82V115H79L80 117L82 116V118H83V114L85 115V117H86V121H87V123H84V125H83V122H86V121H83V122H81V120H80V122L79 123H82V125L81 124H79V125H77V123H76V119H74V120H76L75 121V123H72V125H70V127L71 128H67V135L65 134L64 135V137H62L63 138V140H61V142L62 143H64V145H65V147H66V149H64V150H66V153H65V155L68 153L69 155V157H71V159H72V164L71 163H69V166H68V164H67V160H65L64 159V156H61V154L63 155L64 153L62 152L63 150V148H61V154L59 155V157L61 158H63L65 161H66V164H67V166H64V167H62V166H59L60 165V163L61 162H63V160L62 159H59V160H62L59 164H57V161L55 160V162L52 160V158H56L57 159V157H54L55 155H56V153H55V155L53 156H51L50 158H49V162L47 163V164H45L44 165V167H41V165H40V167H38L37 166V168H39V172H38V170H37V172L39 173H37L38 174V176H37V179L35 180L33 177H34V173L32 174V170L30 171L31 172V175L33 176L32 178L35 180L34 181V183L37 181V184L39 185V187H42L41 189H44L45 191H44V193L45 192H48L49 194H51L52 196H55V198L57 197V198H59L60 200V202H61V200H62V202H63V196L65 195L66 196V194H64V192L66 193V191L68 192V191H72V190H70V188H72V189H77L78 190V192L77 191H75L74 190V193L76 192V193H79L78 195L80 196V197H82V198H79V199H82V201H79V200H77L78 198H76V200H77V202H76V200H75V198H73L74 200H75V202L74 203H77L78 205H73L72 203L73 202H71L72 201V199H70L69 198V196H70V194H69V196L67 197L66 196V198H68L70 201V203H71V205L69 204V202L67 203V204H64V202L62 203V204H60V202H58L59 203V205L61 206V208H57L58 210L60 209V210H62L63 211V208L65 209V211H63V213L64 214H66V215H68L67 214V211H68V213H69V215L72 217H70L69 215H68V217L69 218H71V220H73V221H75V225H76V229H78V232H77V230L76 229H74V230H76L75 232H74V234L73 235H75L74 237L75 238H77V239H75V240H79L78 242H80L79 243V245L81 244V243H83L82 245H84V240L86 241V240H91V241H93L94 242V245L93 244H91V241H89L88 243H87V241H86V243L90 246V247H88L87 246V244H85L84 246H86L87 248H85V247H83L84 249H87V250H84L83 248H82V245H80L79 246V248H78V246L76 247V249L78 248V249H80V248H82L81 249V253H84V251L85 252H87V256L89 257V258H87V256H86V258H87V264H95L93 261H94V259L97 257V258H99L100 257V255L102 256V255H104V256H108V261H104L103 260V258H101L102 260V263L103 264H116V263H118V262H120V264H135V262H136V260L139 258V257H141L143 254V247H144V245H145V239H146V237L148 236L147 234H146V232H148L146 229H145V226L147 227V225H144V223H143V221H141L142 223V228H141V226H139V228H141L140 230L142 231V234H141V236H137V237H135V238H130V236H133L135 233H138L139 234V232L137 231L136 232V229H138V228H136L135 229V231H134V229L132 228V230H133V232H135V233H133V235L131 234V230L130 231H128V233L127 234H129V232H130V235H129V239H128V237L127 236H125L126 237V241L127 242H124V243H126V246H125V248H126V250H120V246H118L119 244V242L121 243V240H119V239H121V234L123 233V234H125L124 232H127L126 230H124V229H130V228H128V226L129 225H127V224H129V222H131V219H129V221H126V225L124 226V224L122 223H120V220H122V219H124V217H125V215H123L124 217L123 218H121L120 219V217H121V215H119L120 213H119V205H121L120 203H122V201L124 202V200L127 202V199L129 200V197L127 198V196H130V192H128L129 191V186H128V188H127V186H126V188H127V192L129 193H125L124 192V190L126 189V188H124V190H122V191H118L119 189L117 188V189H115L114 188V185L116 184V186L118 187L119 185H117L118 184V182H116L115 180L117 179H115L114 178V175L113 174H115L114 173V169H116L115 171L116 172H119V170L117 171V169L118 168H116L115 167V165H114V167L112 168L111 167V165H113L112 163H110V162H116V164L118 163V162H122L124 159H126L127 161L129 160V161H133L132 159L130 160V153H132V157L131 158H133L135 155H137L136 153H135V149H133L134 147L132 146V151L130 152V148H131V144L130 143H132V144H134L135 145V143H137L138 141H136V142H131L132 140H130L129 139V137H128V135H125V133L123 134V132H127L128 131V128L127 127H124V128H122L123 127V125H122V127H121V125H119V126H117V125H115V124H117L118 122H114V120H113V123H115V124H113V123H111V124H109V122H108V125L106 124L105 125V123H103V124H101L100 122H101V118H100V116H102V114L103 113H101V110H100V102L102 103L103 102V100L106 98V93H107V91H106V89H105V91H104V89H103V87L102 88H94V87H97V85L96 86H93ZM116 85V84H115ZM121 86H123L124 87V85H122V84H120ZM119 85V86H120ZM131 85V84H130ZM133 86H134V81H133V84H132ZM131 85V86H132ZM153 85H154V83H153ZM152 85V86H153ZM162 85H164V84H162ZM210 85H211V83H210ZM70 86V87H71ZM110 86H111V81H110ZM129 86V85H128ZM150 86V85H149ZM264 86V85H263ZM107 86H105V88H106ZM108 87H109V85H108ZM107 87V88H108ZM112 87H114V85L112 86ZM116 87H118L117 85H116ZM122 87V88H123ZM138 87V86H137ZM135 88V90H137L138 88ZM146 87H147V84H146ZM158 87V86H157ZM162 87V86H161ZM206 87V86H205ZM249 87H250V85H249ZM253 87V86H252ZM258 87V86H257ZM111 88V87H110ZM119 88V87H118ZM121 88V89H122ZM125 88V87H124ZM210 88V87H209ZM261 88V87H260ZM83 89V90H82ZM97 89H99V90H103V93L101 94ZM117 89V88H116ZM116 89H113V90H115L116 91ZM120 89V88H119ZM119 89H117V91H120ZM142 89H144V88H141V90ZM146 89V88H145ZM250 89H251V87H250ZM76 89H74V91H75ZM110 90V89H109ZM112 90V89H111ZM122 90H124L125 91V89H122ZM121 90V92L123 93L124 91H122ZM140 90V91H141ZM152 90V89H151ZM155 90V89H154ZM252 90H253V88H252ZM73 91V90H72ZM71 91V92H72ZM134 91V90H133ZM138 91V90H137ZM144 91V90H143ZM147 91V89L145 90V92ZM149 91H150V89H149ZM153 91V90H152ZM158 91V90H157ZM250 91V90H249ZM261 91V90H260ZM102 92V91H101ZM105 92V93H104ZM114 92V91H113ZM131 92H132V89H131ZM131 92H129V93H131ZM135 92V91H134ZM133 92V95L134 94H137V92H135L134 93ZM159 92V91H158ZM251 92V91H250ZM250 92H249V94H250ZM253 92V91H252ZM251 92V93H252ZM116 93H118V92H116ZM115 93V96H117V94ZM122 93H120L119 92V94H118V96L120 95V97H121V94ZM125 93V92H124ZM139 94H143V92L141 91V93L140 92H138ZM156 93V92H155ZM162 94H163V91L161 92ZM160 93V94H161ZM68 94V93H67ZM71 94V93H70ZM109 94V93H108ZM111 92H110V94H109V96H110V98H109V96H107L109 99H110V101L112 102V104H113V102L114 101H112L114 98H113V96H111ZM114 94V93H113ZM139 94H137V98L139 97L138 95ZM253 94H255V93H253ZM252 94V95H253ZM261 94V93H260ZM69 95V94H68ZM122 95H124V94H122ZM149 95H151L152 96V94H149ZM154 95V94H153ZM159 95V94H158ZM248 95V94H247ZM259 95V94H258ZM61 96V95H60ZM67 96V95H66ZM65 96V97H66ZM117 96V97H118ZM146 96V98H147V96H148V94L147 95H145ZM150 96V97H151ZM162 96V95H161ZM256 96L257 95H255V97L254 98H256ZM64 97V96H63ZM140 97H142V99H140L141 100V102H138V99L136 98V97H131V95H126V93H125V95H124V97L122 96V98H124V101H123V103H124V106H126L125 108H126V110L128 111V112H133V111H135V112H138L140 109L141 110H146V114H148L147 113V109H149V107L147 108V106H148V104H151V103H146L150 98H147V100L145 101V97H144V95L142 96H140ZM155 97H156V94H155ZM247 97V96H246ZM250 97H252V96H250ZM250 97H248V98H250ZM264 97V96H263ZM58 98H59V96H58ZM73 98H74V96H73ZM111 98H112V100H111ZM119 98V97H118ZM122 98H120L121 100H122ZM137 99V101H135V99ZM64 99V98H63ZM66 99H69V100H71V98H69V97H66ZM107 99V98H106ZM109 99H108V102H109ZM116 99V98H115ZM157 99V98H156ZM156 99H155V101H156ZM159 99H160V96H159ZM199 99V98H198ZM251 99V98H250ZM261 99H263V98H261ZM62 100V99H61ZM61 100H60V102H61ZM65 100V99H64ZM117 100V99H116ZM139 100V101H140ZM152 100V99H151ZM161 101H162V98L160 99ZM160 100H158L159 102H161ZM255 100H257V99H255ZM66 101H68V100H66ZM245 101V100H244ZM262 101V100H261ZM63 102V104H64V101H62ZM69 102V101H68ZM107 102V101H106ZM117 102H118V100H117ZM116 101L114 102V103H117ZM119 102H121L120 100H119ZM138 102V103H137ZM153 102V101H152ZM251 102H256V101H251ZM65 103H67V102H65ZM72 103V102H71ZM71 103H70V105H68V104H66L68 107L70 106L71 107ZM74 103H75V101H74ZM154 103V102H153ZM158 103V102H157ZM197 103V102H196ZM254 103H253V106L252 107H255L254 106ZM59 104V103H58ZM62 104V103H61ZM60 104V105H61ZM96 104H99V107H98V105H96ZM108 103H106V105H107ZM109 104L110 105H112L110 102H109ZM121 104H122V102H121ZM245 104V103H244ZM247 104V103H246ZM261 104H262V102H261ZM53 105V104H52ZM55 105H57V104H55ZM59 105V106H60ZM77 105H75V106H77ZM110 105H108L109 107H110ZM118 105H119V103H118ZM117 105V106H118ZM155 105V104H154ZM157 105V104H156ZM198 105V104H197ZM196 105V106H197ZM249 105V104H248ZM252 105V104H251ZM58 106V105H57ZM102 106H104V105H102ZM116 106V105H115ZM115 107V109L117 110V111H119L118 109H120L121 110V108H122V111H124L125 110V108H124V106L123 105H121V108H119V107ZM123 106V107H122ZM150 106V108L152 107V105H149ZM161 106V104H159V107ZM250 106V105H249ZM42 107H44V106H42ZM42 107H40V108H42ZM64 108H65V106H63ZM107 106H105V108H106ZM109 107H107V108H109ZM112 108H114L113 106H111ZM155 107V106H154ZM244 107V106H243ZM248 107V106H247ZM246 107V108H247ZM46 108V107H45ZM58 108V107H57ZM57 108H56V110H57ZM61 108H62V106H61ZM74 108V107H73ZM77 109H79V107H76ZM118 108V109H117ZM123 108H124V110H123ZM156 108H158V106H156ZM39 109V108H38ZM53 109V108H52ZM52 109H51V111H52ZM59 110H60V108H58ZM66 109L68 110V108L66 107ZM66 109H64V110H66ZM76 109V110H77ZM115 109H113V111L115 110ZM138 111H137V110ZM160 109H161V107H160ZM199 109V108H198ZM251 109V108H250ZM262 109V108H261ZM43 110V109H42ZM66 110V111H67ZM69 110H71L70 108H69ZM76 110H74L73 111V109L71 110V112L72 113H74ZM80 110V109H79ZM103 110H104V108H103ZM102 110V112H107V114H109V115H111V108H110V113H108L109 112V109H106L105 111H103ZM108 110V111H107ZM248 111H249V109H247ZM247 110H246V113H247ZM41 111V110H40ZM46 111V110H45ZM58 111V110H57ZM81 111V110H80ZM117 111H115L117 114H118V118H119V112H117ZM150 111H151V109H150ZM157 111V110H156ZM155 111V113H157ZM159 111V110H158ZM263 111V110H262ZM43 113H44V111H42ZM49 112V111H48ZM47 112V113H48ZM52 112H54V111H52ZM62 111L60 110V112H59V114L61 113ZM68 112V111H67ZM115 112H113V114L115 113ZM121 112V111H120ZM135 112H133V113H135ZM47 113H45V115H47ZM51 113V112H50ZM64 113V112H63ZM75 113H77V111L75 112ZM81 113V112H80ZM149 113H151V112H149ZM154 113V112H153ZM159 113H160V111H159ZM196 113V112H195ZM201 113V112H200ZM249 113H251V112H249ZM248 113V114H249ZM259 113V112H258ZM54 114V113H53ZM55 114H56V111H55ZM105 114V113H104ZM107 114H106V116L105 115H103L104 116V118L105 117H107ZM111 115V116H113V119H115V117H117V116H115L114 117V115ZM140 114H141V118L143 117L142 116V111H141V113H136V114H134V115H138V117H137V119L138 120H140L141 118H140ZM145 114V113H144ZM145 114V117L147 116ZM193 114V113H192ZM260 114V113H259ZM30 115V114H29ZM28 115V116H29ZM51 116H52V114H50ZM49 115V116H50ZM60 115H62V114H60ZM59 115V116H60ZM68 115H69V113H68ZM72 115V117H74L75 118V114H71ZM108 115V116H109ZM116 115V114H115ZM121 115L123 116V112H121ZM120 115V116H121ZM124 115H125V112H124ZM152 115V114H151ZM155 115V114H154ZM30 117V116H29ZM40 117V116H39ZM44 117V116H43ZM42 117V118H43ZM53 117V116H52ZM55 117V116H54ZM68 117H70V116H67V114H66V117H65V120L68 118ZM143 118V119H146V118ZM158 117V116H157ZM263 117V116H262ZM51 118V117H50ZM56 118H58V117H56ZM60 118V117H59ZM77 118H78V116H77ZM99 118H100V120H99ZM103 118V117H102ZM120 118H122V117H120ZM119 118V124H122L123 123V119H124V116H123V119H120ZM129 118V117H128ZM134 118V117H133ZM140 118V119H139ZM148 119H150L149 117H147ZM151 118H152V116H151ZM192 118V117H191ZM196 118H197V116H196ZM201 118V117H200ZM39 119V118H38ZM46 119V118H45ZM52 119V118H51ZM62 119H63V117H62ZM71 119V122H72V118H70ZM69 119V120H70ZM81 119V118H80ZM107 119H110V116L109 117H107ZM107 119L105 118V120L107 121ZM137 119H136V121L135 120H133V121H135V122H133L132 124V126H131V124H130V126L132 127V129L135 127L134 125H136L137 124ZM143 119H141V120H143ZM155 116L153 117V120L155 121ZM39 120H41V117H40V119ZM43 120V119H42ZM53 120H55V119H53ZM60 120H61V118H60ZM68 120V119H67ZM78 120H79V118H78ZM112 120V119H111ZM120 120L122 121V122H120ZM140 120V122L141 123H143V125H145L144 124V121H141ZM147 120V119H146ZM196 120V119H195ZM45 121V120H44ZM52 121V120H51ZM50 121V122H51ZM115 121H118V119H116ZM151 121V120H150ZM161 121V120H160ZM248 121H250V119L248 120ZM38 122H40V121H38ZM74 122V121H73ZM139 121H138V123H140ZM146 122V121H145ZM149 122V121H148ZM148 122H147V124H148ZM153 122V121H152ZM151 122V123H152ZM157 122V121H156ZM159 122V121H158ZM206 122V121H205ZM204 122V123H205ZM244 122V121H243ZM43 123V122H42ZM45 123V122H44ZM49 123V122H48ZM55 123V122H54ZM63 123V122H62ZM66 123V122H65ZM136 123V124H135ZM138 124V128H141V125L142 124ZM150 123V122H149ZM155 123V122H154ZM203 123V124H204ZM58 124H59V121H58ZM57 124V125H58ZM70 124V123H69ZM68 124V125H69ZM113 124V125H112ZM159 124H161L160 122H159ZM190 124V123H189ZM201 124V123H200ZM205 124H207V123H205ZM35 125V128L37 127V128H39V124L36 126V124H34ZM41 125V124H40ZM51 125V124H50ZM65 125V124H64ZM154 124H152V125H150V126H153ZM155 125H156V123H155ZM234 125V124H233ZM244 125H247V124H245L244 123ZM42 126V125H41ZM44 126V125H43ZM52 126V125H51ZM63 126V125H62ZM61 126V127H62ZM134 126V127H133ZM148 126H149V124H148ZM241 126V125H240ZM250 126V128H251V125H249ZM34 127V126H33ZM55 127V126H54ZM53 127V128H54ZM58 127H59V125H58ZM61 127H59V128H61ZM67 127V126H66ZM66 127H65V129H66ZM147 127V126H146ZM158 127V126H157ZM156 127V128H157ZM159 127H160V125H159ZM198 127V126H197ZM248 127V126H247ZM30 128H32V127H30ZM41 128V127H40ZM138 128H135V129H138ZM154 128V127H153ZM209 128V127H208ZM233 127H231V129H232ZM41 129H43V128H41ZM55 129H56V127H55ZM58 129V128H57ZM63 129V128H62ZM64 129V130H65ZM69 129V130H68ZM143 129V128H142ZM148 129V128H147ZM146 129V130H147ZM159 129V128H158ZM161 129V128H160ZM186 129V128H185ZM230 129V130H231ZM37 129H35V131H36ZM50 130V129H49ZM48 130V131H49ZM52 130V129H51ZM63 130V131H64ZM152 130V129H151ZM202 130V129H201ZM206 130H207V128H206ZM35 131H33V133H34V135H37V134H35V133H37V131L35 132ZM46 131V130H45ZM58 131H59V129H58ZM132 131H135V130H132ZM142 131L143 130H141L139 133L141 134V135H143V136H145L144 134H146L147 133V131L144 133L143 132V134H142ZM144 131H145V129H144ZM154 131V133L153 134H155V130H153ZM160 131V130H159ZM158 131V133L160 134V132ZM190 131V130H189ZM203 131V130H202ZM209 131V130H208ZM235 131V130H234ZM242 131V130H241ZM29 132H31V131H29ZM43 132V131H42ZM51 132V131H50ZM49 132V133H50ZM61 132H62V130H61ZM61 132H60V134H61ZM200 132V131H199ZM223 132H225L226 133V131H223ZM232 132V131H231ZM231 132H230V134H231ZM238 132V131H237ZM46 133V132H45ZM48 133V132H47ZM52 133V132H51ZM56 133H58L57 131H56ZM63 133V132H62ZM65 133V132H64ZM136 133V132H135ZM148 133L150 134V132L148 131ZM151 133H152V131H151ZM162 133V132H161ZM188 133V132H187ZM211 133V132H210ZM213 133V132H212ZM236 133V132H235ZM30 134V133H29ZM59 134V133H58ZM127 134V133H126ZM134 134V133H133ZM137 134V133H136ZM159 134H156V135H159ZM237 134H239V133H237ZM237 134H235V135H237ZM34 135H33V141H34ZM41 135H42V133H41ZM46 135V134H45ZM51 135V134H50ZM63 135V134H62ZM147 135V134H146ZM198 135H200V134H198ZM240 135V134H239ZM40 136V135H39ZM57 137H59V136H61V135H56ZM137 136V135H136ZM148 136V135H147ZM146 136V137H147ZM150 136V135H149ZM36 137V136H35ZM50 137V136H49ZM55 137V136H54ZM57 137H56V139H57ZM134 137H135V135H134ZM133 137V138H134ZM154 137V136H153ZM156 137V136H155ZM160 137V136H159ZM221 137V136H220ZM219 137V138H220ZM37 138H38V136H37ZM52 138V136L50 137V139ZM61 138V139H62ZM135 138H137V137H135ZM198 138V137H197ZM218 137L216 138L217 140L219 139ZM237 138V137H236ZM29 139V138H28ZM28 139H27V141H28ZM39 139H41L42 140V138H39ZM44 139V138H43ZM59 139V138H58ZM151 139V143H152V138H150ZM156 139V138H155ZM155 139H154V141H155ZM159 138H157V140H158ZM215 139V140H216ZM233 139V138H232ZM244 139V138H243ZM35 140H38V139H35ZM135 140V139H134ZM224 140V139H223ZM238 140V138L235 140V141H237ZM240 140V139H239ZM30 141H31V139H30ZM38 141H40V140H38ZM37 141V142H38ZM44 141V140H43ZM42 141V142H43ZM45 141H47L46 139H45ZM58 141V140H57ZM57 141H55L56 143H57ZM143 141H145V140H143ZM192 141V140H191ZM213 141V140H212ZM222 141V140H221ZM25 142V141H24ZM35 142V141H34ZM42 142H38L39 144L41 143V144H43ZM54 142V143H55ZM60 142V139H59V141H58V143ZM60 142V143H61ZM142 142V141H141ZM146 142V141H145ZM156 142V141H155ZM195 142V141H194ZM234 142V141H233ZM232 142V143H233ZM27 143V142H26ZM57 143V144H58ZM61 143V144H62ZM158 144H159V142H157ZM161 143V142H160ZM212 143V142H211ZM216 143V142H215ZM235 143V142H234ZM241 143H242V141H241ZM30 144H31V142H30ZM33 144V143H32ZM31 144V146H32V150H34V148H33V145ZM142 144H144V143H142ZM154 144V143H153ZM192 144V143H191ZM227 144V143H226ZM225 144V145H226ZM236 144V143H235ZM37 145V144H36ZM141 145V144H140ZM146 145V144H145ZM157 145V144H156ZM215 145V144H214ZM237 145V144H236ZM26 146V145H25ZM24 146V148H26ZM30 146V145H29ZM38 146V145H37ZM54 146V145H53ZM59 146V145H58ZM57 146V147H58ZM137 146H138V144H137ZM36 147V146H35ZM60 147H62V146H60ZM148 147H149V145H148ZM224 147V146H223ZM229 147V146H228ZM227 147V148H228ZM18 148H23V147H18ZM29 148V147H28ZM42 148H43V145H42ZM54 148H55V146L53 147V150H54ZM138 148L139 149H142V147L140 148L139 146H138ZM145 146H144V151H145ZM220 148V147H219ZM237 148V147H236ZM17 149V148H16ZM15 149V150H16ZM56 149V148H55ZM60 148L58 147V150H59ZM36 150H37V147H36ZM41 150V149H40ZM142 150V151H143ZM148 150H149V148H148ZM219 150V149H218ZM218 150H216V151H218ZM224 150V149H223ZM222 150V151H223ZM236 150V149H235ZM19 151V150H18ZM20 151H22V149L20 150ZM141 151V150H140ZM23 152V151H22ZM29 152H30V150H29ZM35 152V151H34ZM33 151H32V153H34ZM40 152V151H39ZM55 152V151H54ZM54 152H52V153H54ZM59 152H60V150H59ZM133 152H134V154H133ZM152 152V151H151ZM160 152V151H159ZM158 152V153H159ZM225 151H223L222 152V154L224 153ZM24 153V152H23ZM31 153V152H30ZM31 153V154H32ZM36 153V152H35ZM35 153H34V155H35ZM37 153H38V150H37ZM51 153V154H52ZM141 153H143V155H144V152H141ZM156 153V152H155ZM217 153V152H216ZM231 153V152H230ZM14 154V153H13ZM15 154H16V152H15ZM18 154V153H17ZM16 154V156H19V155H17ZM20 154V153H19ZM29 154V153H28ZM39 154V153H38ZM50 154V155H51ZM221 154V155H222ZM25 155V154H24ZM33 155V154H32ZM37 155V154H36ZM36 155H35V157H36ZM49 155V156H50ZM58 155V154H57ZM56 155V156H57ZM134 155V156H133ZM147 155V154H146ZM214 155V154H213ZM217 155V154H216ZM219 155V154H218ZM21 156V155H20ZM28 156V155H27ZM30 156V155H29ZM28 156V157H29ZM40 156V155H39ZM155 156H157V154L155 155ZM159 156H160V154H159ZM14 157V156H13ZM33 157V156H32ZM58 157V158H59ZM67 156H65V158H66ZM137 157V156H136ZM135 157V159H137ZM218 157V156H217ZM25 158H27V157H25ZM25 158H24V160H25ZM31 157H29V159H30ZM37 159H40L39 157H36ZM143 158V157H142ZM149 158V157H148ZM218 158H220V157H218ZM226 158V157H225ZM23 159V158H22ZM42 159H44L43 158V154H42ZM70 159V158H69ZM217 159V158H216ZM15 160V159H14ZM24 160H21V161H24ZM27 160V159H26ZM35 160V162H36V159H34ZM48 160V159H47ZM53 162H52V161ZM120 160H122V161H120ZM126 160H124V161H126ZM139 160V159H138ZM143 160V159H142ZM146 160H147V158H146ZM145 160V161H146ZM212 160V159H211ZM20 161V160H19ZM30 161H31V159H30ZM29 161V162H30ZM64 161V162H65ZM118 161V162H117ZM123 161V162H124ZM136 161V160H135ZM206 161V160H205ZM214 161H216V160H214ZM214 161H212V162H214ZM223 161V160H222ZM17 162V161H16ZM29 162H27V164L29 163ZM218 162H220V161H218ZM31 163H33V161H31ZM37 163V162H36ZM35 163V164H36ZM102 163H104V164H106L107 163V165H105V166H108L107 168L102 164ZM125 163V162H124ZM124 163H121L122 164V166L124 165ZM126 163H128V162H126ZM125 163V164H126ZM130 163V162H129ZM128 163V164H129ZM137 162H134V164H136ZM141 162H139V164H140ZM142 163H144V160L142 161ZM206 163H207V161H206ZM21 164V163H20ZM19 164V165H20ZM22 164H24V163H22ZM38 164V163H37ZM65 164V165H66ZM111 164V165H110ZM138 164V163H137ZM210 164H211V162H210ZM214 164H216V163H214ZM19 165H18V167H19ZM25 165V164H24ZM31 165H33L34 166V163L33 164H31ZM30 164H29V166H31ZM43 165V164H42ZM62 165V164H61ZM64 165V164H63ZM101 165H103V166H101ZM118 165L121 167V168H123L122 169V172L125 170V168L124 167H122L119 163H118ZM118 165H116V166H118ZM141 165V164H140ZM198 165V164H197ZM213 165V164H212ZM26 166V165H25ZM28 166V167H29ZM109 166H110V168L111 169H113V170H110L109 169ZM217 166H219V163H218V165ZM18 167H16V165H15V168L17 169ZM106 168L105 169V171L103 170L102 171V168ZM125 167H126V165H125ZM135 167H137V165L135 166ZM143 167V166H142ZM144 167H145V165H144ZM208 167L210 168L211 166H209L208 165ZM214 167H216L215 165L213 166V168ZM21 168H23L22 166H21ZM34 168H36V167H34ZM43 168V169H42ZM64 168H66V169H69V171H67L72 177H76L77 178V183H78V185H79V189L77 188V187H75V186H73V185H71V183L69 184L68 182V180H66V182L68 183H66V185H70V188H69V190H66L68 187H66V186H64V183H63V180L65 181V179H67V177H68V175H67V177L65 178V179H63L65 176L64 175H66V174H63L62 175V172L64 171V170H66V169H64ZM134 168V167H133ZM141 168V167H140ZM212 168V167H211ZM107 169H109V170H107ZM127 169V168H126ZM135 170H136V168H134ZM194 169V168H193ZM36 170V169H35ZM121 170V169H120ZM140 170V169H139ZM141 170H143V169H141ZM217 170V169H216ZM219 170H220V167H219ZM193 171V170H192ZM35 172V171H34ZM65 172V171H64ZM122 172H121V174L120 175H122ZM125 172H128V170L127 171H125ZM136 172H137V170H136ZM144 172H145V170H144ZM194 172V171H193ZM212 172V171H211ZM17 173H19V172H17ZM21 173V172H20ZM25 173V172H24ZM66 173V172H65ZM142 173V172H141ZM191 173V172H190ZM199 173V172H198ZM23 174V173H22ZM29 173H28V170H27V174H24V175H28ZM36 174V175H37ZM131 175V173H130V171H129V173H126V174H124V172H123V175L125 176V175H127V176H125V177H123V178H126V177H131L130 175ZM140 174V173H139ZM142 174H144V173H142ZM201 174H202V172H201ZM212 174H213V172H212ZM15 175H17V174H15ZM36 175H35V177H36ZM115 175H117V174H115ZM120 175L118 176V177H120ZM129 175V176H128ZM134 175H135V173H134ZM203 175H204V173H203ZM71 176H69L68 178L70 179L71 178ZM133 176V175H132ZM208 176V175H207ZM211 176V175H210ZM16 177V176H15ZM15 177H14V179L13 180H15L16 181V179H15ZM22 177V176H21ZM21 177H19V179L21 180ZM27 177H29V175L27 176ZM117 177V176H116ZM199 177V176H198ZM197 177V178H198ZM203 177V176H202ZM214 177H216V176H214ZM24 178V177H23ZM22 178V180H24ZM136 178V177H135ZM204 178V177H203ZM209 178V177H208ZM207 178V179H208ZM213 178V177H212ZM113 179H115L114 181L116 182H114L113 181ZM130 179V178H129ZM132 179V178H131ZM140 179V178H139ZM143 179H144V177H143ZM207 179L204 181V182H206L207 181ZM210 179V178H209ZM214 179V178H213ZM218 179V178H217ZM216 179V180H217ZM18 180V179H17ZM30 179H27L26 181H28V182H31V181H29ZM71 180V179H70ZM73 180H74V178H73ZM121 180V179H120ZM120 180H118V181H120ZM127 180V179H126ZM141 180H142V178H141ZM145 180V179H144ZM192 180V179H191ZM125 181V180H124ZM135 181V180H134ZM146 181V180H145ZM18 182V181H17ZM20 182V181H19ZM24 184H25V181H22ZM72 182V181H71ZM122 182V181H121ZM198 182V181H197ZM21 183V182H20ZM33 183V182H32ZM31 183V184H32ZM73 183H74V185H76L75 184V181H73ZM72 183V184H73ZM124 182H122V184H123ZM135 183H137L136 181H135ZM216 183H217V181H216ZM23 184V185H24ZM26 184H28V183H26ZM125 184H126V181H125V183H124V185H123V187H125ZM144 184V183H143ZM18 185V184H17ZM20 185H22V184H20ZM19 185V186H20ZM127 185H128V183H127ZM199 185V184H198ZM204 185H206V183L204 184ZM203 185V186H204ZM209 185V184H208ZM25 186V185H24ZM35 186H37V185H34V187ZM72 186V187H71ZM26 187V186H25ZM39 187H37V188H39ZM66 187V188H65ZM239 187V186H238ZM28 188V187H27ZM32 188V187H31ZM145 188H146V186H145ZM207 188V187H206ZM40 189V190H41ZM121 189V188H120ZM137 189V188H136ZM205 189V188H204ZM239 189V188H238ZM36 190V189H35ZM66 190V191H65ZM131 191H132V189H130ZM139 190V189H138ZM206 190V189H205ZM212 190V189H211ZM36 191H38V190H36ZM180 191V190H179ZM201 191H202V188H201ZM208 191V190H207ZM234 191V190H233ZM41 192V191H40ZM122 192H124V194L122 193ZM203 192H204V190H203ZM42 193H43V190H42ZM69 193V192H68ZM72 194V192H71V194L73 195V196H75V194ZM120 193H122V194H120ZM138 193V192H137ZM141 193V192H140ZM147 193H148V191H147ZM181 193V192H180ZM195 193V192H194ZM210 193H211V191H210ZM209 193V194H210ZM40 194V193H39ZM126 194H128V195H126ZM41 195V194H40ZM45 195H46V193H45ZM68 195V194H67ZM72 195L70 196L71 198H72ZM77 195V194H76ZM208 195V194H207ZM42 196V195H41ZM44 196V195H43ZM46 196H50V195H46ZM45 196V197H46ZM52 196H51V200H52ZM79 196H76V197H79ZM140 196H143V195H140ZM177 196H178V194H177ZM182 196V195H181ZM195 196H196V194H195ZM187 197H189V195L187 196ZM49 198V197H48ZM66 198H64V199H66ZM121 198V199H120ZM126 198V199H125ZM143 198V197H142ZM142 198H141V202L140 203H142ZM178 198V197H177ZM202 198V197H201ZM203 198H205L204 197V194H203ZM209 199H210V197H208ZM44 198H42V200H43ZM46 199V198H45ZM132 199V197L130 198V201H132L131 200ZM136 199H138V197L136 198ZM179 199H180V197H179ZM185 199V198H184ZM189 199H191V198H189ZM47 200V199H46ZM45 200V201H46ZM67 200V199H66ZM66 200H64V201H66ZM144 200V199H143ZM147 200V199H146ZM186 200H187V198H186ZM55 201V200H54ZM57 201V200H56ZM55 201V202H56ZM135 201V200H134ZM138 201V200H137ZM182 201V200H181ZM189 201V200H188ZM50 202V201H49ZM48 202V203H49ZM183 202V201H182ZM202 202V201H201ZM52 204H53V202H51ZM51 203L50 204H48V205H51ZM119 203V204H118ZM129 203H131V202H129ZM144 203V202H143ZM176 203V202H175ZM179 203V202H178ZM188 203H190V202H188ZM187 203V204H188ZM127 204V203H126ZM126 204H124V207L126 206ZM139 204V203H138ZM184 204H185V201H184ZM192 204V203H191ZM55 205H57V206H59L58 204H55ZM73 205V206H72ZM128 205V204H127ZM135 205H136V203H135ZM141 205H143V204H141ZM165 205V204H164ZM180 205V204H179ZM178 205V206H179ZM193 205V204H192ZM52 206H54V205H52ZM59 206V207H60ZM75 206V207H74ZM190 206V205H189ZM189 206H187V207H189ZM54 207H56V206H54ZM129 207V206H128ZM186 207V208H187ZM126 208H127V206H126ZM134 208V207H133ZM56 209V210H57ZM125 209V208H124ZM142 209V208H141ZM161 209V208H160ZM180 209V208H179ZM194 209V208H193ZM122 210H123V208H122ZM147 210V209H146ZM181 210V209H180ZM183 210V209H182ZM123 211H125V210H123ZM171 211H173V210H171ZM177 211H178V209H177ZM198 211H199V207H198ZM60 212V211H59ZM120 212H121V209H120ZM126 212H130V211H126ZM126 212H124L126 215H127V213ZM142 212V211H141ZM141 212H139V215L140 214H143V213H141ZM195 212V211H194ZM197 212V211H196ZM208 212V211H207ZM63 213H62V215H63ZM174 213V212H173ZM188 213V212H187ZM198 214V213H197ZM130 215H132V214H130ZM178 215H180L179 213H178ZM186 215V214H185ZM192 215H194L193 213H192ZM120 216V217H119ZM128 216H129V214H128ZM144 216V215H143ZM142 215H141V218L143 217ZM168 216V215H167ZM172 216V215H171ZM190 216V215H189ZM63 217H64V215H63ZM117 217L119 218V221L117 220ZM134 217V216H133ZM175 217H177V215L176 216H174V218ZM182 217V216H181ZM194 217H196V215L194 216ZM68 218V219H69ZM179 218V217H178ZM126 219V218H125ZM128 219V218H127ZM133 219V218H132ZM171 219V218H170ZM180 220V219H179ZM178 220V221H179ZM193 220H194V218H193ZM163 221V220H162ZM183 221V220H182ZM185 221H186V219H185ZM184 221V222H185ZM189 221H190V218H189ZM124 222V221H123ZM191 222H193V221H191ZM72 223V222H71ZM132 223H133V221H132ZM138 223V222H137ZM162 224V223H161ZM241 224V223H240ZM259 224H261L262 225V223H259ZM133 225V224H132ZM136 225V224H135ZM179 225V224H178ZM182 225V224H181ZM180 225V226H181ZM188 225V224H187ZM245 225V224H244ZM247 225V224H246ZM256 225V224H255ZM163 226V225H162ZM189 226V225H188ZM187 226V227H188ZM253 226V225H252ZM257 226V225H256ZM72 227L74 228V226L72 225ZM129 227H131V225L129 226ZM154 227V226H153ZM186 227V226H185ZM238 227V226H237ZM243 227V226H242ZM247 227H248V225H247ZM254 227V226H253ZM263 227L264 226H262L261 228L263 229ZM124 228V229H123ZM182 228V227H181ZM236 228V227H235ZM248 228H250V227H248ZM259 228V227H258ZM186 229V228H185ZM243 229V228H242ZM251 229H253V228H251ZM255 229H257V227L255 228ZM72 230V229H71ZM124 230V232H122ZM176 229L174 228V232H176L175 231ZM187 230V229H186ZM241 230V229H240ZM86 231V232H85ZM146 231V232H145ZM185 231V230H184ZM245 231V230H244ZM248 231V230H247ZM250 231V230H249ZM249 231H248V233H249ZM264 231V230H263ZM158 232V231H157ZM246 232V231H245ZM260 232V231H259ZM77 235H76V234ZM170 233V232H169ZM233 233V232H232ZM237 233H239V231L237 232ZM253 233H254V231H253ZM262 233H264V232H261L260 234H262ZM72 234V233H71ZM70 234V235H71ZM122 234V235H123ZM127 234H125V235H127ZM149 234V233H148ZM234 234V233H233ZM246 234V233H245ZM258 234V233H257ZM257 234L255 235L254 234V236H255V238L254 239H256V237H258L257 236ZM259 234V235H260ZM69 235V236H70ZM72 235V236H73ZM137 235V234H136ZM140 235V234H139ZM147 235V236H146ZM170 235V234H169ZM264 235V234H263ZM263 235H260L261 237L263 236ZM71 236V237H72ZM153 236V235H152ZM238 236V235H237ZM247 236V235H246ZM251 236V235H250ZM249 236V237H250ZM239 237V236H238ZM248 237V238H249ZM251 237H253V236H251ZM251 237H250V239H251ZM124 238V237H123ZM247 238V239H248ZM263 238V237H262ZM262 238H261V240H262ZM74 238L72 237V239L70 238V241L69 242H71V240H73ZM125 239V238H124ZM151 239V238H150ZM250 239H248L247 240V242H249L250 243ZM254 239H252V240H254ZM68 240H69V238H68ZM75 240H73L74 242H72V243H76V241ZM123 240V239H122ZM188 240V239H187ZM202 240H204V239H202ZM241 240V239H240ZM245 240V239H244ZM251 240V243L252 244H254V241H256L255 243L257 244V239L256 240H254V241H252ZM260 240V238H258V242H260L259 241ZM264 240V239H263ZM185 241V240H184ZM183 241V242H184ZM77 242V243H78ZM186 242V241H185ZM189 242V241H188ZM246 242V241H245ZM247 242H246V245H247ZM76 243V244H77ZM92 245H90V244ZM98 243V244H97ZM101 243H104L103 245L101 244ZM117 243V244H116ZM250 243V244H251ZM65 244H66V242H65ZM71 244V243H70ZM101 244V245H100ZM116 246H115V245ZM184 244V243H183ZM243 244V243H242ZM245 244V243H244ZM249 244V245H250ZM251 244V245H252ZM72 245H74V244H71L70 246L72 247ZM123 245V244H122ZM257 245H259V244H257ZM260 245L262 246V244H261V242H260ZM69 246V245H68ZM75 246L76 245H74V247H73V249L72 250H75ZM146 246V245H145ZM217 246V245H216ZM240 246V245H239ZM112 247V248H111ZM123 247H124V245L122 246V249H123ZM237 247V246H236ZM247 247H249V246H247ZM124 248V249H125ZM146 248V247H145ZM238 248V247H237ZM246 247L244 246V249H245ZM251 248V247H250ZM254 248H255V246H254ZM69 249V248H68ZM89 249V250H88ZM248 249V248H247ZM247 249H245V250H247ZM257 249V248H256ZM259 249V248H258ZM263 249V248H262ZM69 250H71V249H69ZM243 251V253L245 254L246 253V251ZM250 250H252V249H250ZM254 250V249H253ZM259 250H261V249H259ZM83 251V252H82ZM144 251H146V250H144ZM148 251V250H147ZM238 251V250H237ZM255 251V250H254ZM263 250H261V252H262ZM66 252H69V251H66ZM73 252H75V251H73ZM73 252L71 251V253L73 254ZM232 252V251H231ZM242 252V251H241ZM256 253L258 252V251H255ZM70 252L69 253H67V254H71ZM76 253V252H75ZM78 253V252H77ZM80 253V254H81ZM165 253V252H164ZM233 253V252H232ZM145 254V253H144ZM227 254V253H226ZM229 254H231V253H229ZM251 254H253V253H251ZM250 254V255H251ZM261 254V253H260ZM262 254H264V252L262 253ZM261 254V255H262ZM66 255V254H65ZM69 255H67V256H69ZM86 255V254H85ZM141 255V256H140ZM215 255V254H214ZM228 255V254H227ZM232 255V254H231ZM230 255V256H231ZM237 255H239V254H237ZM241 256H236V257H238V258H240L241 257V259H242V254H240ZM255 255V254H254ZM253 255V258L255 259V256ZM78 256V255H77ZM76 256V257H77ZM233 256V255H232ZM249 256V255H248ZM260 256V255H259ZM71 257V256H70ZM80 257V256H79ZM110 257V258H109ZM132 257H134L135 259H133V260H131L130 258H132ZM208 257H209V255H208ZM235 257V258H236ZM245 257H247V254H246V256ZM251 257H252V255H251ZM257 257V256H256ZM264 257V256H263ZM66 258V257H65ZM69 258V257H68ZM97 258H96V260H97ZM112 258H117L115 261H116V263L114 262V259L112 260ZM137 258V259H136ZM143 258H144V256H143ZM142 258V259H143ZM213 258V257H212ZM235 258H234V260H235ZM238 258H236V259H238ZM70 259V258H69ZM141 259V258H140ZM148 259V258H147ZM203 259H204V257H203ZM216 259V258H215ZM217 259H219V258H217ZM247 259V258H246ZM250 258H248V260H249ZM258 259H261V258H258ZM258 259H257V262H258ZM264 259V258H263ZM68 260V259H67ZM95 260V261H96ZM233 260V261H234ZM256 260V259H255ZM66 261V260H65ZM78 261V260H77ZM100 261V260H99ZM98 260H97V262H99ZM183 261V260H182ZM210 261V260H209ZM212 261V260H211ZM228 261V260H227ZM236 261V260H235ZM234 261V262H235ZM241 261V260H240ZM245 261V260H244ZM251 261V260H250ZM263 261V260H262ZM62 262V261H61ZM89 262V263H88ZM215 262H218V261H215ZM220 262V261H219ZM226 262V261H225ZM231 261H229L228 263H230ZM237 262V261H236ZM242 262H243V260H242ZM246 262H247V260H246ZM253 262H254V260H253ZM256 262V263H257ZM264 262V261H263ZM263 262H261V263H263ZM74 263V262H73ZM136 263H138V262H136ZM142 263V262H141ZM181 263V262H180ZM214 263V262H213ZM233 263V262H232ZM76 264V263H75ZM97 264V263H96ZM138 264H140V263H138ZM143 264V263H142ZM179 264V263H178ZM184 264H186V262L184 263ZM204 264V263H203ZM209 264V263H208ZM214 264H216V263H214ZM224 264V263H223ZM236 264H239V263H236ZM245 264V263H244ZM255 264V263H254Z\"/></svg>",
    "mask_w": 264,
    "mask_h": 264
}]
</instances>
